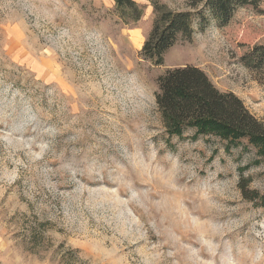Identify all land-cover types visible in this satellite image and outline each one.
<instances>
[{"label":"rangeland","instance_id":"1","mask_svg":"<svg viewBox=\"0 0 264 264\" xmlns=\"http://www.w3.org/2000/svg\"><path fill=\"white\" fill-rule=\"evenodd\" d=\"M136 1L144 16L120 29L102 19L112 0H0V264H264L255 149L168 135L155 103L160 74L195 65L264 121L238 60L264 43V0L161 66L138 55L152 7Z\"/></svg>","mask_w":264,"mask_h":264},{"label":"trees","instance_id":"2","mask_svg":"<svg viewBox=\"0 0 264 264\" xmlns=\"http://www.w3.org/2000/svg\"><path fill=\"white\" fill-rule=\"evenodd\" d=\"M113 6L102 19L122 28H133L144 16L146 4L136 0H112ZM152 7L151 26L138 52L139 57L161 66L164 55L179 39L190 40L195 29L210 20L226 26L240 7H256L260 0H188L187 9H171L160 0H146ZM239 62L256 74L264 88V43H255L239 57ZM155 103L168 135L181 137L193 128V139L215 136L225 141L224 148L248 145L255 149L257 163L264 164V121L255 117L232 91L218 89L198 66L168 68L157 79ZM248 182L240 181L249 196ZM251 195V194H250ZM254 195V193H253ZM255 196V195H254ZM255 204L264 208V192Z\"/></svg>","mask_w":264,"mask_h":264}]
</instances>
